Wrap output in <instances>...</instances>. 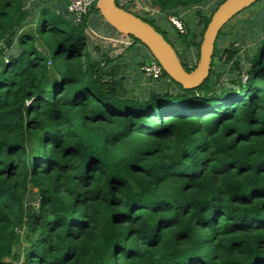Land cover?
I'll list each match as a JSON object with an SVG mask.
<instances>
[{
  "label": "trees",
  "instance_id": "trees-1",
  "mask_svg": "<svg viewBox=\"0 0 264 264\" xmlns=\"http://www.w3.org/2000/svg\"><path fill=\"white\" fill-rule=\"evenodd\" d=\"M66 1L0 0V264H264V33L249 66L233 44L219 47L225 26L200 87L163 71L134 95L116 78L102 40L114 28L97 4L75 25ZM140 1L160 8L165 20L141 18L193 71L178 48L198 63L216 10ZM193 6L199 34L175 11ZM32 17L35 33H21ZM225 66L247 81L224 85ZM32 192L37 212L25 205ZM23 228L30 246L18 262Z\"/></svg>",
  "mask_w": 264,
  "mask_h": 264
},
{
  "label": "rangeland",
  "instance_id": "rangeland-1",
  "mask_svg": "<svg viewBox=\"0 0 264 264\" xmlns=\"http://www.w3.org/2000/svg\"><path fill=\"white\" fill-rule=\"evenodd\" d=\"M39 0H37L38 2ZM46 1V0H44ZM55 1L56 0H47V2H45L44 4L40 3L39 5V10H41L42 8L46 7L48 3L52 2L51 5H55ZM117 2L119 4L123 3V0H117ZM121 2V3H120ZM139 2L141 3V1L139 0ZM220 2V0H207L204 2V4L202 5V12L204 14V16H209L214 10H216L218 8V3ZM134 2H127L126 5L123 4L121 5L122 8H124L123 6H125V10L134 13L135 15L139 16V17H145L148 20L153 19L154 17H162L165 16L163 13L160 12V8L157 7L155 4H153L152 2L150 3H141L136 5V3ZM66 5H67V1L65 3V9H66ZM200 6H193L190 8H177L175 9V11L181 13V16L184 19H187L188 23H190V25H195V31L196 34H199L202 30L203 24H199L200 23V19L194 17L196 11L198 10ZM93 14V12H92ZM164 19V18H163ZM194 19V20H193ZM165 20V19H164ZM163 20V21H164ZM163 21H160L159 25H162ZM171 21H173V23L177 26V28L181 29L182 27V23L178 20V18L174 17L171 19ZM97 25V23H95V26ZM98 26V25H97ZM165 28L168 31H171V25L167 24V26H165ZM164 29V28H163ZM225 32H227L225 34V36H223L222 38H220V43H219V47L221 48H228L231 44H233L236 48H239V52L242 55L244 60V65H248V60H250L252 58V51L251 48L252 46L256 45L258 43V41L262 38L261 35H263L264 33V0H260L258 3L254 4L252 7L246 9L245 11H243L240 15L236 16L235 18H233L232 21H230L226 27L224 28ZM27 31H30L31 33H35V21H34V17L30 18L29 20H27L25 22L24 28L21 31V33H24ZM114 30V29H113ZM113 30H104L105 34L108 36L107 39L105 37H103V41H109L111 44H113L114 46H117V52L121 53L120 51H123L121 47L123 46H131L133 43L138 44L135 39H133L130 36H125L122 34H119L118 37H120L119 39L114 40L115 38H113ZM165 30V29H164ZM91 36L92 38H97L100 40L101 36L98 35L95 31H92L91 28ZM86 32L89 34V32ZM118 33V32H117ZM261 36V37H260ZM101 41V40H100ZM36 44L38 45V49L41 50L40 48V43H39V39H36ZM134 45V44H133ZM177 45V44H176ZM92 47V46H90ZM178 52L181 55L182 60H186L188 63V66L190 68H193L195 64H197V52L195 51V49H191L188 56H184L182 54V49L178 48ZM125 52H123L122 57L124 56ZM118 57H120L119 55H117ZM188 57V58H186ZM119 60V59H118ZM217 60V59H216ZM149 61H153L152 59H150ZM149 61L146 63H149ZM260 60H258L257 63H259ZM117 62H113V67L119 64H115ZM250 64V63H249ZM50 66V65H49ZM249 66V65H248ZM51 67V66H50ZM120 69V66L119 68ZM228 67H222L220 70V73L222 75L221 80L224 81V85H228V86H235L232 83H229L228 80L229 78L232 80L238 79V77H241V79L243 81H247V76L239 73L237 75H232L229 76L228 75ZM242 71H245L244 69ZM138 72L140 73L139 75L136 74H128L125 76L126 80L123 81V84L125 86V88H131L130 86L134 87V92L137 95L139 94L141 91H147L149 89V87L152 86L151 81L149 80V77L146 76L143 72L142 69L140 68L138 70ZM118 75V74H117ZM124 75V74H123ZM136 76L138 77V83L135 84L134 79L136 78ZM124 77V76H123ZM117 79H119V75L118 77H116ZM156 87H160L162 86L161 84H156ZM167 87V85H165ZM172 88H175L173 85L169 86ZM38 194H36L35 192L30 193V195H28L27 199L25 200V205L26 207L31 210V211H38ZM27 228H23V230H21L17 236L16 239V243L14 245V253H19L20 254V261H22V257L25 254V251L29 245L28 240H26V235H27ZM30 246V245H29Z\"/></svg>",
  "mask_w": 264,
  "mask_h": 264
},
{
  "label": "water",
  "instance_id": "water-1",
  "mask_svg": "<svg viewBox=\"0 0 264 264\" xmlns=\"http://www.w3.org/2000/svg\"><path fill=\"white\" fill-rule=\"evenodd\" d=\"M259 1L226 0L216 9L203 34L199 61L191 72L185 70L173 46L155 27L119 6L117 0H98L96 6L104 20L118 33L138 40L174 82L185 90H193L200 87L210 75L220 31L233 18Z\"/></svg>",
  "mask_w": 264,
  "mask_h": 264
},
{
  "label": "crops",
  "instance_id": "crops-1",
  "mask_svg": "<svg viewBox=\"0 0 264 264\" xmlns=\"http://www.w3.org/2000/svg\"><path fill=\"white\" fill-rule=\"evenodd\" d=\"M63 2H64V0H63ZM119 34L120 33H117L116 30H113V38H115L114 40L120 38V37H118ZM107 37L108 36L105 34L106 39H107ZM107 42H109V41L107 40ZM133 44L131 46L121 47V48H123L122 49L123 51H120L121 53H118L117 49H119V48H117V46H114L111 43L106 46L107 49L113 48V62H117L115 64H119V65H116L118 68L120 66V69H118L119 70L118 71L119 77H123V76L125 77L126 75L132 74V73L137 74L136 68L141 63H143L144 61L148 62L150 59H152L149 51L143 45L135 44V43H133ZM123 52H125V54L122 57ZM117 55H119L120 57H118Z\"/></svg>",
  "mask_w": 264,
  "mask_h": 264
},
{
  "label": "built area",
  "instance_id": "built-area-1",
  "mask_svg": "<svg viewBox=\"0 0 264 264\" xmlns=\"http://www.w3.org/2000/svg\"><path fill=\"white\" fill-rule=\"evenodd\" d=\"M97 1L98 0H67L66 11L71 16L73 23L79 25L91 11L93 5L97 4ZM128 1L130 0H123V3L120 2L121 4L119 5L126 4ZM141 69L146 76L152 79H159L163 75V69L156 61L143 65Z\"/></svg>",
  "mask_w": 264,
  "mask_h": 264
},
{
  "label": "clouds",
  "instance_id": "clouds-1",
  "mask_svg": "<svg viewBox=\"0 0 264 264\" xmlns=\"http://www.w3.org/2000/svg\"><path fill=\"white\" fill-rule=\"evenodd\" d=\"M97 2H98V1H97ZM119 6H120V5H119ZM149 53H150V52H149ZM150 55H151V54H150ZM151 58H153L152 55H151ZM153 61H155V60L153 59ZM149 63H150V62H149ZM161 68H162V67H161Z\"/></svg>",
  "mask_w": 264,
  "mask_h": 264
}]
</instances>
